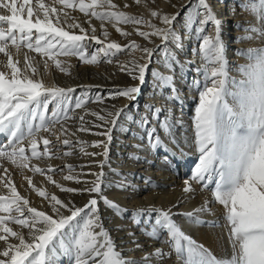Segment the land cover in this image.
Listing matches in <instances>:
<instances>
[{
    "label": "snow or ice",
    "instance_id": "1",
    "mask_svg": "<svg viewBox=\"0 0 264 264\" xmlns=\"http://www.w3.org/2000/svg\"><path fill=\"white\" fill-rule=\"evenodd\" d=\"M167 2L172 8L177 7L172 0ZM134 3L148 7L147 0ZM129 6L123 4L124 8ZM237 8L252 19L233 22V29L244 33L235 36L233 44L250 42L259 46L233 48V56L242 57L245 63L230 65L223 21L209 0L182 3L183 15L180 10L168 13L149 9V18L122 10L114 0H0V69H4L0 70V136L4 138L0 141V189L4 190L0 191V264H165L168 260L172 264H264V0H233L230 13L234 15ZM67 9H78L89 27L76 22ZM92 18L101 22L104 39L95 35ZM106 24H111L122 37L132 33L121 25H133L146 43L106 42L110 35ZM65 25L79 29V34L66 30ZM141 26L149 30H142ZM186 41L192 42L191 52L193 57H199V63L188 57L181 61L177 56ZM92 42L98 47L93 48ZM136 50L141 53L139 60L117 63L119 70L137 84L93 93V88L101 86H77L81 89L77 92V87L45 82L49 61L60 72L70 74L68 61L60 57H77L85 65H97L101 58L112 63L114 57ZM185 69L192 72L190 79ZM177 70L189 90L197 93L191 141L183 120L182 92L175 83ZM233 71L236 75L231 74ZM149 80L153 95L163 96L166 105L145 103L141 111L138 100ZM118 97L136 103L121 107L113 104L100 112L87 107L89 103L103 104L105 99ZM173 103L178 106L179 115L171 107ZM77 110L82 111L77 114ZM89 115L96 120L86 121ZM70 121L76 123L75 131ZM58 125L59 135L55 131ZM92 127L103 128L92 134L105 139L89 144L77 136V132H92ZM114 130L131 133L137 141L130 145L135 150L128 153L132 161L144 159L151 164L152 160L141 153L150 156L163 150L167 153L163 160L169 163L170 157H184L185 147H192L196 163L190 178L184 180L183 199L178 198L167 207L145 203L146 198L140 195L143 188L156 189L159 185L151 177H144L142 188L131 179L135 173L112 168L110 146ZM50 136H56V140ZM60 145L68 150L61 153ZM88 147L101 151L87 152ZM74 148L83 155L103 157L90 161L100 169L98 172L76 173L75 166L66 165L68 174L63 179L81 184L79 188L54 180L51 173L58 169L31 163L45 157L71 156ZM4 161L20 172L47 175V180L68 196L50 194L25 175L23 179L43 198L48 209L31 206L18 191ZM105 167L116 179H108ZM86 175L94 178L84 179ZM194 183L200 186V194L207 191L210 196H204L203 202L191 211H180L181 203L198 194ZM105 188L127 193L135 206L130 208L110 199L104 194ZM85 194L89 198L83 206L69 198ZM216 204L223 206L224 212L217 219H206L205 216H215L212 206ZM101 205L112 219L128 216L131 225L151 242L150 250L130 228L117 244L106 227V220H112L104 215ZM177 217L192 226L225 229L215 235L220 255L186 234ZM11 225L19 227L14 229ZM124 227L114 225L117 232ZM157 241L161 246L153 247ZM125 251H139L142 255L125 256Z\"/></svg>",
    "mask_w": 264,
    "mask_h": 264
},
{
    "label": "bare ground",
    "instance_id": "2",
    "mask_svg": "<svg viewBox=\"0 0 264 264\" xmlns=\"http://www.w3.org/2000/svg\"><path fill=\"white\" fill-rule=\"evenodd\" d=\"M46 3L49 2V0H45ZM115 3L121 6L122 10L135 15H143L145 18H149V9L153 10H162L163 12L172 13L177 10L181 11V15H183V10L180 9V5L182 3H187L188 0H172V3L176 4V8H172L167 0H155L153 3V0H147L148 7L145 8L144 4L136 5L134 3V0H114ZM210 4L212 5L213 9L215 10L217 16L223 21V38L228 46V56L231 61H235V63L243 64L245 63V60L241 58H236L233 56L232 49L235 47L239 48H248V47H257L259 44L257 43H250V42H244L239 44H233V38L237 35H243L242 32H237L233 29L232 25L235 21H249L252 19V17L248 13L241 14L240 9H236V13L233 15L230 13V6L233 2V0H209ZM127 3L130 6L127 8L123 7V4ZM224 10V14L222 15L223 18H221V11ZM70 14L76 18V22L80 23L84 28H88L89 25L86 22V18L83 14L79 13L77 10L67 9ZM6 14V13H5ZM73 21H69V23H72ZM157 22L158 21H155ZM91 24L94 25L97 29L95 35L100 37L101 39H104L102 33L103 28L101 27V22L96 20L95 18L91 19ZM105 27H107V30L109 31L110 35L107 38V41H115L120 43L121 45L129 44L132 40H135L137 43H140L141 45H144L146 42L143 40V38L139 37L135 31L133 25H121L122 28L125 30L131 32L132 34L129 37H122L119 35L114 27L111 24H106ZM142 30H149L147 26H141ZM66 30L74 31L76 34H79V29H68L65 25ZM159 43V41H156ZM93 48L98 47L92 42ZM147 46L151 47V44H148ZM192 42L186 41L185 47L183 51H178L177 56L181 61L185 59V57H188L189 59H195L197 63H199V57H193L192 52ZM91 49V48H90ZM89 49V51H90ZM29 55L35 56L37 60H40L41 58L36 55L35 53H29ZM141 57V53L136 50L132 53L124 52L118 57H114L112 60V63H107L106 61L101 58V62L97 65H85L77 57H60L62 60H67L68 64L70 65V74H66L63 72H60L59 69L55 68V65L53 62L49 61V67H48V75L44 77L45 82L48 84H56L58 86L62 87H77V86H95L99 85L101 86L99 89L93 88V93L99 91L101 93L106 92L108 89H113L117 87H126L130 86L132 84H137L138 81H133L131 78L124 72L119 70L120 65L117 63V61H120L122 63H126L129 60L135 58L139 60ZM230 57H232L230 59ZM234 58V59H233ZM0 59H2V56H0ZM143 62V61H140ZM156 67H159V65H155ZM4 70V69H0ZM187 71V78L190 79L192 76V72L185 69ZM41 71H43V68H41ZM232 75H236V73L233 71L231 73ZM176 86L181 89L183 102L185 105L184 108V114H183V120L185 121V124L187 125V138L189 141H191L193 136V130L191 128L192 120L191 117L193 115V109L196 105L197 100L195 99L197 97V93L195 91L189 90L188 84L185 82V80L181 79V74L179 70H177L176 73V80H175ZM80 88L77 87V92H80ZM165 92H167V89H165ZM132 103L136 102H130L126 98L118 97L115 100L113 99H105L103 104L100 103H89L87 107L93 111L100 112L103 108L111 107L113 104H115L117 107H121L125 104L131 105ZM138 103L140 105V110L143 111V106L145 103H154L156 106L164 107L166 105V101L161 95H153L152 93V82L151 80L148 81L142 88V95L139 97ZM171 107L174 109L177 115H179L178 112V106L173 103ZM82 110H77V114H80ZM103 114V112H101ZM86 121H95L96 118L92 116H86ZM70 124H72V130H76V123L70 121ZM91 127V124L88 125ZM135 130V126H131ZM103 128H95L92 127V132H77V136L84 141H87L89 144H91L93 141L97 140H103L105 137L103 136H96L92 133L103 131ZM56 134H60V126L58 125L55 129ZM44 136H49L48 133H42ZM113 137L116 139L115 145H118L119 143H122V146L117 150H112L113 145L110 146V152H113V156L116 155V159L113 158V156L110 157V162L112 168L118 169L121 173H135V176H132L131 179L134 183L140 184L143 188V178L144 177H151L153 181H155L156 184L159 185V188L152 189V188H143L140 195L142 197H145V203H154L158 206H170L172 203L176 202L178 198L183 199L182 196V187L184 185V180L189 179L192 173V170L195 165V158L196 155L194 154V149L192 147H185L184 151L187 153L186 156L181 157L177 159L176 157H170L169 163H165L163 160V157L167 155L163 150L157 151L154 155H148L146 152L141 153V156H147L148 159L152 160V163H146L144 159H141L140 161H132L128 158V153L131 151H135L130 147V145L134 142L131 138V133H121L119 130L113 131ZM50 138L55 141L54 136H50ZM64 137L61 136V140ZM113 138V139H114ZM3 137L0 136V141H3ZM73 140H75V137H73ZM41 150H43V145L41 142L40 145ZM60 152L63 153L64 151H67L68 149L64 147L63 145L59 146ZM73 155L71 156H62L61 158H52L49 159L47 157L37 161L32 160L31 163L35 164L42 168H48L49 166H52L58 171L55 173H51L53 175L54 180L59 182L60 184L66 186V187H74L79 188L81 187V184H77L73 181H67L63 179L64 175L68 174L66 165L72 164L75 166L76 173H91V172H98L100 169L96 167L95 165H91L90 161L92 160H101L103 159L102 156L97 157H91L87 155H83L79 153L78 148L72 149ZM101 149H97L95 147H88L87 152H99ZM4 165L9 169V172L12 173V180L16 184L18 191H20L21 195L26 196L29 199L30 205L35 206L40 210H47L48 205L45 201H43V198L39 197L35 191H33L27 184V181L23 179L25 175L31 176L33 179V184L36 187L43 188L50 194H56L57 196L61 198H65V196H68L66 193H62L54 184H52L50 181L47 180V175H41L39 173H32L31 171L24 170L23 172H20L18 169H16L13 165H11L9 162L4 161ZM83 165L84 167L81 168L79 166ZM59 169H63V171H59ZM105 173L107 174L108 179H116L115 175L109 171L108 167L104 168ZM139 177V179H137ZM87 180H92L94 177L91 175H86L83 177ZM194 187L198 189V194L190 200H186L185 202L180 204V211H191L196 206L200 205L203 202L204 196H210V193L205 191L204 193H199V185H196L194 183ZM0 191H4L3 189H0ZM104 194L107 195L110 199L115 200L117 203L127 206V207H134L135 202L130 200L127 197V193L119 191L115 188H105ZM70 199H73L77 206H83L87 200L88 195H73L69 197ZM213 212L215 213V216H205L206 219H217L221 216V214L224 212L223 206L221 205H213ZM101 210L104 213L105 216H107L110 220H112V223H108L106 220V227H108L111 230V234L116 240L117 244H120L121 238L125 237L126 231L130 228L132 231L136 232L138 236H140V242L145 244L146 250H150L148 248V244L151 243L150 241H146L145 237L142 236L139 232V229L135 228L131 225L130 220L128 216H125L123 219L121 218H115L112 219L110 212H105L103 209V205H101ZM130 215V214H129ZM178 223L181 224L183 230H185L186 234L191 235L194 239H196L198 242L204 244L206 247H209L213 250V252L217 255H220V249L218 248L217 243L215 242V235L218 233H222L225 231L223 228L219 229H208L206 227H196L188 224L182 217L176 218ZM120 224L125 226L124 230L122 231H115L114 225ZM14 227V229L18 228L19 226L11 225ZM153 247H160V243L157 241L153 245ZM0 247H3V242H0ZM166 247V246H165ZM125 256H133L135 258H139L142 254L139 251H125L123 253ZM174 259V257H173ZM165 264H172V260L165 261Z\"/></svg>",
    "mask_w": 264,
    "mask_h": 264
},
{
    "label": "rangeland",
    "instance_id": "3",
    "mask_svg": "<svg viewBox=\"0 0 264 264\" xmlns=\"http://www.w3.org/2000/svg\"><path fill=\"white\" fill-rule=\"evenodd\" d=\"M219 14L221 15V18H223L222 15L224 14V10H222L221 13H219ZM92 50H93V48L90 49V52H91ZM231 58H232V57H230V59H231ZM233 59H234V58H233ZM231 62L234 63L235 61H231ZM233 63H231V64H233ZM149 81H150V80H149ZM50 107H51V106H50ZM54 137H55V139H56V136H54ZM116 142H117V141H116V139L114 138L113 141H112V144H111V146L113 145V146H112L113 149H111V151H112V150H117L118 148H120V146H122V143H119L118 145H115ZM115 146H116V147L118 146L117 149H114V148H116ZM111 156H113V152H110V157H111ZM115 157H116V155L113 156L114 159H116ZM195 163H196V158H195Z\"/></svg>",
    "mask_w": 264,
    "mask_h": 264
}]
</instances>
